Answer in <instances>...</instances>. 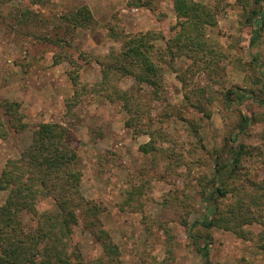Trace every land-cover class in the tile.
I'll list each match as a JSON object with an SVG mask.
<instances>
[{
  "label": "rangeland",
  "instance_id": "1",
  "mask_svg": "<svg viewBox=\"0 0 264 264\" xmlns=\"http://www.w3.org/2000/svg\"><path fill=\"white\" fill-rule=\"evenodd\" d=\"M100 1L106 10H95L94 23L74 31L68 18L86 6L84 0H45L37 5L31 0H0V176L7 163L30 146L38 125L61 123L80 140L84 199L99 207L97 219L120 249V261L104 264H204L197 244L207 243L213 264H264L259 246L264 198L253 202L260 194L255 186L264 187V106L248 99V92L262 93L253 83L264 78V25L252 46L248 18L256 10L260 20L264 8L256 0H195L211 8L206 34L215 46L208 45L207 54L176 56L171 66L165 54L166 103L155 100L151 89L132 78H118L117 84L133 92L144 108V128L156 132V149L145 153L141 147L152 139L143 133L134 137L126 128L129 116L122 103L98 94L76 106L68 103L75 91L70 60L81 66L84 83L99 85L100 65L79 59L81 52L104 63L112 61L128 36L142 32L159 34L152 42L156 50H163L183 33V20L173 0H150L148 7L142 5L148 0ZM55 38L64 41L62 47L48 41ZM154 56L160 63L157 53ZM235 58L242 60L246 71L233 64ZM237 89L245 91L244 102L231 98L229 102L225 95ZM240 112L252 119L242 134H238ZM239 144L246 145L250 155L243 157L232 183L243 190L239 197L220 199V204L234 208L243 202L250 208L246 215L256 221L242 227L250 232L246 238L203 226L214 217L205 194L220 187V183L214 186L215 173L218 167L233 166L229 150ZM140 181L148 183L143 210L122 211L121 205ZM8 196V191L0 193V206ZM50 204L44 202L40 209ZM90 216L81 213L73 244L87 262H94L106 254L87 228L88 222H96L92 212ZM30 218H25L28 226L35 224Z\"/></svg>",
  "mask_w": 264,
  "mask_h": 264
},
{
  "label": "trees",
  "instance_id": "2",
  "mask_svg": "<svg viewBox=\"0 0 264 264\" xmlns=\"http://www.w3.org/2000/svg\"><path fill=\"white\" fill-rule=\"evenodd\" d=\"M42 1L45 0H31L35 5L41 4ZM173 1L178 18L183 20V33L174 40H169L166 49L156 50L152 42L159 39V34L142 32L128 36L123 43L121 53L112 61L104 63L81 52L79 59L88 63L92 59L101 67L102 82L95 86L82 81L81 66L75 60H70L72 70L69 72V77L75 91L68 103L76 106L81 104L85 97L95 94L105 95L111 103H122L123 109L129 116L126 128L134 132V137L143 133L152 139L150 143L141 147L145 153L156 149L153 145L156 132L144 128L147 126L143 121L144 108L133 92L124 90L117 84L118 78H132L137 85L151 89L155 100L166 103L167 98L164 97L165 67L163 65L168 61L165 54L170 57L168 66H171L176 56L192 57L191 52L201 51L207 54L206 47L215 46V43L207 40L206 34L207 23L205 21L209 20L211 8L195 0ZM151 3L148 0L142 5L148 7ZM256 4L264 8V0H256ZM262 14L259 20L255 18L258 12L253 10L248 18V23L253 30L252 46L257 45L261 37L264 25V13ZM68 19L74 31L76 28H89L94 23V16L87 6L72 13ZM48 41L61 47L64 42L59 38L48 39ZM66 44L68 47H73L68 40ZM155 53L162 66L156 62ZM213 54L217 55L215 50ZM233 64L239 65L246 71L240 58H235ZM253 84L260 86L263 91L260 95L248 92V99L253 100V103L259 106H264V78L257 77ZM225 96L229 102L233 100L238 103H243L247 97L245 91L241 89L229 91ZM203 113L208 118L210 117L206 111ZM240 119L238 134L247 132L252 120L243 112H240ZM195 133L197 137H200L197 131ZM230 149L228 155L229 158L231 156L233 166L227 167L226 164L218 167L214 177V186L220 183V187L209 196L206 193L207 189L205 190V200L209 207H213L214 217L205 221L203 226L208 229L222 228L234 232L241 238H246L250 232H245L242 227L256 221L250 214L246 215L251 213L250 208L246 207L247 205L245 206L243 202H240L242 205L234 208L222 207L220 204V199L231 195L239 197L238 194L243 187H236L232 182L237 176V170L243 165V157L250 155L244 144H239L236 148L230 147ZM83 173L80 140L76 133L61 123L38 125L33 133L30 146L21 153L20 158L10 160L0 176V193L9 192L6 203L0 206V264H104L106 261H120L119 247L103 228L100 219H97L99 207L84 199L82 194ZM147 187L148 183L142 181L136 184L134 191L128 194L120 209L131 213L141 212L144 203L148 200ZM255 192L260 194L253 197L254 203L257 198H264V187L255 186ZM44 202H51L50 207L41 210L40 205ZM91 212L96 222H88L87 228L101 244L106 258L87 262L82 250L74 246L73 236L74 228L80 223L81 213L90 219ZM27 215L35 224L30 226L26 224ZM259 246L264 250V233L261 234ZM197 249L204 264H213L210 258L209 243L205 246L197 244Z\"/></svg>",
  "mask_w": 264,
  "mask_h": 264
},
{
  "label": "crops",
  "instance_id": "3",
  "mask_svg": "<svg viewBox=\"0 0 264 264\" xmlns=\"http://www.w3.org/2000/svg\"><path fill=\"white\" fill-rule=\"evenodd\" d=\"M86 6L90 8L93 14H95V10L102 12L105 11L106 9L104 8V2L100 0H84Z\"/></svg>",
  "mask_w": 264,
  "mask_h": 264
}]
</instances>
